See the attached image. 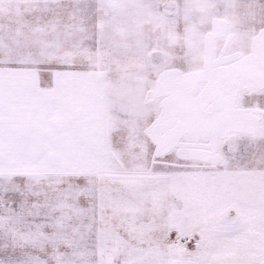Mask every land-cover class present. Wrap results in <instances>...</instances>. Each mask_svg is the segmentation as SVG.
<instances>
[{
	"label": "snow or ice",
	"instance_id": "6c2138e0",
	"mask_svg": "<svg viewBox=\"0 0 264 264\" xmlns=\"http://www.w3.org/2000/svg\"><path fill=\"white\" fill-rule=\"evenodd\" d=\"M0 264H264V0H0Z\"/></svg>",
	"mask_w": 264,
	"mask_h": 264
}]
</instances>
